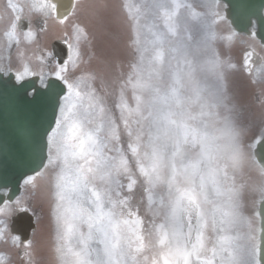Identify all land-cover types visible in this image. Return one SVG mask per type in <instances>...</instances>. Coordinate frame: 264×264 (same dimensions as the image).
<instances>
[{"label": "snow or ice", "instance_id": "obj_1", "mask_svg": "<svg viewBox=\"0 0 264 264\" xmlns=\"http://www.w3.org/2000/svg\"><path fill=\"white\" fill-rule=\"evenodd\" d=\"M111 7L107 0H8V15L0 16L2 47L15 46L21 58L17 81L37 75L21 51L37 40L31 15L44 18L40 32L49 19L71 24L58 37L66 58L36 57L53 65L48 75L64 87L42 167L25 180L36 188V178L50 174L57 264H264V135L245 143L244 105L229 81L236 65L215 47L235 36L217 31L227 22L220 0H121L133 55L109 104L103 71L69 73L90 43L81 15L107 30L118 19ZM255 55L244 51L242 64L253 85L264 83ZM39 75L43 82V67ZM253 172L258 179L250 183ZM28 211L27 199L13 201L0 189V241L10 239L32 264L34 240L8 225L14 212Z\"/></svg>", "mask_w": 264, "mask_h": 264}, {"label": "water", "instance_id": "obj_2", "mask_svg": "<svg viewBox=\"0 0 264 264\" xmlns=\"http://www.w3.org/2000/svg\"><path fill=\"white\" fill-rule=\"evenodd\" d=\"M222 1L227 4L226 17L237 31L248 33L251 20L255 19L256 34L264 41V0ZM59 48L62 53L67 46L60 41ZM31 85L28 81L18 86L0 87V188H10V198L18 193L24 176L42 167L41 158L46 157V137L57 114L56 93L63 94L64 86L56 79L49 81L44 89L36 88L29 97L25 90ZM259 152L257 149V155ZM20 218L21 215L17 219L19 225ZM26 224L28 228L32 226L29 221Z\"/></svg>", "mask_w": 264, "mask_h": 264}, {"label": "rangeland", "instance_id": "obj_3", "mask_svg": "<svg viewBox=\"0 0 264 264\" xmlns=\"http://www.w3.org/2000/svg\"><path fill=\"white\" fill-rule=\"evenodd\" d=\"M130 2L136 3L139 2V0H130ZM180 2L192 3L193 0H180ZM195 2L200 3L201 0H195ZM107 3L112 6L111 15L113 17H118V19L107 30L101 29L88 17L81 15L80 20L89 25V31L91 32L89 37L90 43L84 42L81 45L84 62L81 63L78 71H70L69 75L80 76L82 74L86 75L89 72L103 71L105 74L104 83L106 84L109 92L108 103L112 104L114 100L112 90L116 86V77L121 69L127 71V64L132 58L133 53L128 44L129 32L127 23L123 21V17L119 10L121 0H107ZM220 4L221 14L224 15V4L221 2ZM60 28H62L61 34L63 36L65 31H71V24L68 23L61 25ZM217 31L224 36H227L230 33H235L233 42L230 46L226 45V43L221 40L217 41L215 47L223 57L229 58L231 62L236 65V68L229 74V81L232 90L238 95L241 103L244 105L243 125L246 130L245 143L247 144L255 137L261 135L262 130L264 129V98L257 97V99H255L256 91L260 93V96L263 95L264 83L258 82L255 85L250 83L249 75H247L242 68L245 46H252V38H248L242 34H237L231 29L228 22L221 23L218 26ZM256 43L257 42H255L254 45H256ZM257 48L258 51L264 53V47L258 46ZM101 82L102 81L99 78L96 80L97 88H100ZM47 174L49 173L44 175ZM257 179L258 177L253 172L250 183L256 181ZM24 188V193L28 190V198L33 199L34 201L36 199V195L35 193H32L31 185H26L24 182ZM139 196L140 190L138 189L137 200H139ZM251 199L252 197L248 198V205L246 208V213L248 214H250L253 210Z\"/></svg>", "mask_w": 264, "mask_h": 264}, {"label": "flooded vegetation", "instance_id": "obj_4", "mask_svg": "<svg viewBox=\"0 0 264 264\" xmlns=\"http://www.w3.org/2000/svg\"><path fill=\"white\" fill-rule=\"evenodd\" d=\"M12 2L22 3L23 0H12ZM7 3L8 0H0V16L7 17ZM30 19L31 27L33 31L37 33V40L35 43L22 45L21 51H23L25 54L24 59L29 63L30 70L36 72L37 75H26L23 80L34 78L35 83L43 87L46 85L47 80L50 78L48 73L52 70L53 65L50 62H46L42 66L40 61L37 60L36 57L48 51L54 53L53 43L58 40V37H60V24L49 19L47 29L44 32H40V29L44 26V18L42 16L33 14L31 15ZM28 24L29 18L27 16V13H25L22 16L21 20V27L24 31H27ZM2 27L3 24L0 23V31H2ZM2 45L3 37L0 36V67H3L5 69L11 68L12 70L7 72L0 71V87L7 86L8 84H19L21 81H17L16 71H22L21 58L17 55V49L15 48V46H13V48L9 50L5 47H2ZM256 56H258L257 53ZM41 67H43L44 70L43 82L41 81V76L39 75ZM31 188L32 193L36 192V199L34 201L33 199L28 198V190L26 191V193H24L25 188L23 183L21 185V192L18 197L27 199L29 210H31L33 207L35 208L34 219L36 222V228L31 231V234L29 236V239H33L35 242L32 249V264H57L56 255L54 252V232L50 211L51 185L48 186L45 179L41 178L39 179V181H37L36 188L33 189L32 186ZM15 213L16 212H14L12 215H14ZM16 252L20 254V264H29L28 258L22 255V248H17ZM0 255H3L5 257V264H11L9 262V260H11V257L7 255L6 251L2 249L1 246Z\"/></svg>", "mask_w": 264, "mask_h": 264}]
</instances>
